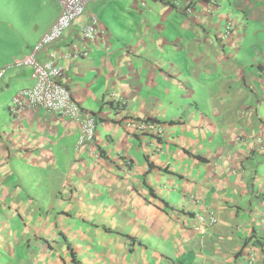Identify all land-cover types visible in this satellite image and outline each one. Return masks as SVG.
Wrapping results in <instances>:
<instances>
[{
	"label": "crops",
	"instance_id": "obj_1",
	"mask_svg": "<svg viewBox=\"0 0 264 264\" xmlns=\"http://www.w3.org/2000/svg\"><path fill=\"white\" fill-rule=\"evenodd\" d=\"M191 2L189 14L162 0L89 3L37 55L56 56L96 118L79 150L74 120L9 108L33 85L30 67L9 66L59 3L36 34L6 25L0 264H264V0ZM92 18L100 32L83 39ZM139 120L163 133L136 132ZM198 217L214 223L196 231Z\"/></svg>",
	"mask_w": 264,
	"mask_h": 264
},
{
	"label": "built area",
	"instance_id": "obj_2",
	"mask_svg": "<svg viewBox=\"0 0 264 264\" xmlns=\"http://www.w3.org/2000/svg\"><path fill=\"white\" fill-rule=\"evenodd\" d=\"M98 0H57L60 5V14L51 25L50 29L41 37L33 47L31 53L22 58L14 59L9 67L21 68L30 67L31 79L33 85L22 89L12 99L10 105V114L15 116L21 110L42 109L46 112L55 113L61 117L68 118L77 122L79 126V139L77 150L90 144L95 137L96 118L93 115H87L86 112L74 101L68 87L63 83V67L56 62V56L51 54L48 61H40L37 55L45 48L60 40L64 32L69 29L74 22L86 14L89 3ZM171 3L175 8L184 5V13L192 12L191 0H163ZM100 29L97 20L92 18L89 23L81 29L83 39H93ZM75 57L85 56L86 51L81 53L74 51ZM5 70L0 71V77ZM131 127L138 133H153L160 136L163 128L159 124L148 120L132 121ZM259 149H264V142L259 141ZM214 223L213 218L198 217L197 221L192 223V227L199 232H204L209 225Z\"/></svg>",
	"mask_w": 264,
	"mask_h": 264
},
{
	"label": "rangeland",
	"instance_id": "obj_3",
	"mask_svg": "<svg viewBox=\"0 0 264 264\" xmlns=\"http://www.w3.org/2000/svg\"><path fill=\"white\" fill-rule=\"evenodd\" d=\"M56 4L55 0H0V49L13 35L6 25L21 27L25 35L36 34L50 22Z\"/></svg>",
	"mask_w": 264,
	"mask_h": 264
},
{
	"label": "trees",
	"instance_id": "obj_4",
	"mask_svg": "<svg viewBox=\"0 0 264 264\" xmlns=\"http://www.w3.org/2000/svg\"><path fill=\"white\" fill-rule=\"evenodd\" d=\"M163 1V0H162ZM164 2V1H163ZM165 3H167V2H165ZM167 5H170V6H172V4L171 3H167ZM172 7H174V6H172ZM151 122H153V123H156V122H154V121H151ZM156 124H158V123H156Z\"/></svg>",
	"mask_w": 264,
	"mask_h": 264
}]
</instances>
